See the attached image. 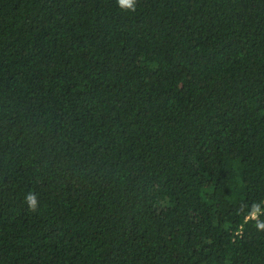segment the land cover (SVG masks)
<instances>
[{
	"label": "trees",
	"instance_id": "trees-1",
	"mask_svg": "<svg viewBox=\"0 0 264 264\" xmlns=\"http://www.w3.org/2000/svg\"><path fill=\"white\" fill-rule=\"evenodd\" d=\"M258 221L264 0H0V264H264Z\"/></svg>",
	"mask_w": 264,
	"mask_h": 264
},
{
	"label": "clouds",
	"instance_id": "clouds-1",
	"mask_svg": "<svg viewBox=\"0 0 264 264\" xmlns=\"http://www.w3.org/2000/svg\"><path fill=\"white\" fill-rule=\"evenodd\" d=\"M136 0H118V4L122 9L135 11ZM26 203L29 206V209L35 211L38 207V200L36 196L32 193H29L26 197ZM257 211H253V218H256ZM256 228L260 231H264V222L258 221L256 223Z\"/></svg>",
	"mask_w": 264,
	"mask_h": 264
}]
</instances>
